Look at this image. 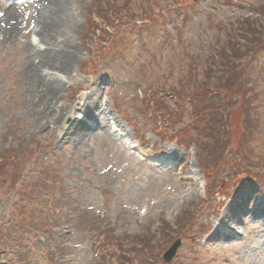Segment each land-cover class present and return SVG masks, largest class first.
<instances>
[{"label":"rangeland","instance_id":"rangeland-1","mask_svg":"<svg viewBox=\"0 0 264 264\" xmlns=\"http://www.w3.org/2000/svg\"><path fill=\"white\" fill-rule=\"evenodd\" d=\"M61 1L56 40L77 59L58 106L78 113L96 86L99 110L139 146L131 155L102 125L79 144L62 133L68 115L38 118L21 71L31 48L53 47L37 26L46 0L26 4L13 39L0 0V264H148L159 247L155 264H264V214H228L230 237L211 239L227 204L264 201V38L248 57L232 45L244 51L249 19L264 25V0Z\"/></svg>","mask_w":264,"mask_h":264},{"label":"bare ground","instance_id":"bare-ground-1","mask_svg":"<svg viewBox=\"0 0 264 264\" xmlns=\"http://www.w3.org/2000/svg\"><path fill=\"white\" fill-rule=\"evenodd\" d=\"M17 2L6 1L7 8L5 9V16L3 20L6 22V27L3 29L5 39H13L17 32V27L21 22V16L17 14L18 12L14 10H19L23 5H18ZM45 11L43 14L39 15L37 18V26L40 28V36L43 42L51 44L52 48H38L37 51H33L32 48L29 50L28 59L25 64H23L24 69L21 71V79L23 84L27 85V91L30 92L34 97V108L37 113L38 118L40 116L51 118L52 122L61 124L65 117L68 115L69 123L64 125L62 133L64 136L72 134L74 135L75 142L82 143L85 139L90 140V138L95 137V132L93 133L87 128L85 124L86 119L93 120V125L100 126L103 125L108 129L107 118L109 117L107 111L99 110V101L97 100L99 95V88L93 87L87 94L79 97L80 109L77 113L76 110H71L67 114H63L62 108L58 106V97L60 96L63 88L61 80L63 75H66L67 71L72 67V64L77 59L76 50L70 49V46L59 45L56 37H63L67 32L62 16L65 15L62 12L64 5H62L61 0H46ZM18 5V6H17ZM59 18V19H58ZM54 42V44H52ZM33 44V42H31ZM55 46L57 48H55ZM30 47V46H29ZM57 81H56V80ZM57 112L53 117V112ZM96 111H100L101 114H105L103 118L96 116ZM83 115L84 117L82 118ZM106 120L103 124L98 123ZM98 122H96V121ZM106 133V132H105ZM107 135V134H106ZM114 135V134H113ZM170 156H175L176 153L169 150ZM247 171V170H246ZM189 191V190H188ZM196 194V191H194ZM248 213L252 215H260L264 213V201L254 204L246 208V203L241 199L239 202H231L225 207V211L222 217L218 220L216 224V229L211 235L213 240H222L226 237L222 230L223 227L228 226L226 222V216L231 214L243 215L241 213ZM222 227V228H221ZM211 228V227H209ZM230 235V234H228ZM132 248V247H131ZM264 248V247H263Z\"/></svg>","mask_w":264,"mask_h":264},{"label":"trees","instance_id":"trees-1","mask_svg":"<svg viewBox=\"0 0 264 264\" xmlns=\"http://www.w3.org/2000/svg\"><path fill=\"white\" fill-rule=\"evenodd\" d=\"M256 12H258V14H260V15H262L264 17V8L259 6V8H257ZM247 22L249 23V24L247 23V25H249V26H248V29L245 32L246 34L244 35V38H245V40H244V43H245L244 51L239 49L238 46L235 45V42H232L233 49H235V52H237V56L236 57H240V55L244 56V54H246L245 52L247 50L248 45L251 44V43H255V41H256L255 47H251V48L249 47V52H256L258 50V48L256 46H258L260 41H261V38H259V37L261 36V37L264 38V25H262V26L259 25V23L255 20L254 25L257 26V27H255V28L253 27V29H252L251 28V23H253V22H251L250 19ZM235 47H237V48H235ZM233 57H235V55H233ZM222 60H224V59H222ZM219 65H222V63H220ZM233 67H235V66H233ZM216 117H217V115H216ZM215 120H216V118H213V119H211V122L213 123V122H215ZM225 139L226 138H222L221 137V138H218L216 142L218 144H220ZM211 147L214 148V146L212 144H210L209 149H208L209 150V155L207 154V157L212 154V151L210 150ZM218 158H220L219 155H218ZM250 165H251V163L250 164H248V163L245 164L244 167H245V169L247 171H249L251 169ZM129 252H130V250H129Z\"/></svg>","mask_w":264,"mask_h":264},{"label":"water","instance_id":"water-1","mask_svg":"<svg viewBox=\"0 0 264 264\" xmlns=\"http://www.w3.org/2000/svg\"><path fill=\"white\" fill-rule=\"evenodd\" d=\"M180 245V242L177 241L164 255V259L166 261H171L172 258L174 257V255L176 254V250L178 248V246Z\"/></svg>","mask_w":264,"mask_h":264}]
</instances>
